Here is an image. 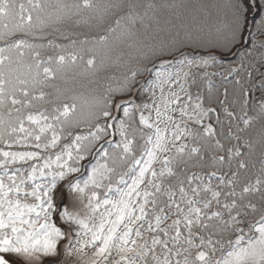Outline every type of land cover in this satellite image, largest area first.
Listing matches in <instances>:
<instances>
[{
	"label": "snow or ice",
	"instance_id": "snow-or-ice-1",
	"mask_svg": "<svg viewBox=\"0 0 264 264\" xmlns=\"http://www.w3.org/2000/svg\"><path fill=\"white\" fill-rule=\"evenodd\" d=\"M0 264H264V0H0Z\"/></svg>",
	"mask_w": 264,
	"mask_h": 264
},
{
	"label": "trees",
	"instance_id": "trees-1",
	"mask_svg": "<svg viewBox=\"0 0 264 264\" xmlns=\"http://www.w3.org/2000/svg\"><path fill=\"white\" fill-rule=\"evenodd\" d=\"M58 83H61V82H58ZM63 86V85H62Z\"/></svg>",
	"mask_w": 264,
	"mask_h": 264
}]
</instances>
